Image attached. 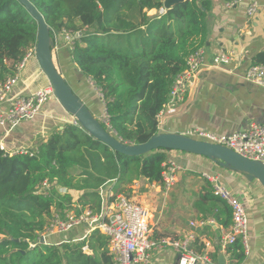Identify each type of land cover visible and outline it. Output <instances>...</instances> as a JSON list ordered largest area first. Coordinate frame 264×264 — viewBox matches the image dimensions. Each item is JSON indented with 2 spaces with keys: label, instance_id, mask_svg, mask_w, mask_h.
I'll use <instances>...</instances> for the list:
<instances>
[{
  "label": "trees",
  "instance_id": "1",
  "mask_svg": "<svg viewBox=\"0 0 264 264\" xmlns=\"http://www.w3.org/2000/svg\"><path fill=\"white\" fill-rule=\"evenodd\" d=\"M30 1L54 31L80 33L71 47L73 61L99 93L114 134L128 144L155 135L175 78L205 46L208 2L186 0L159 17L149 11L160 9L162 0ZM37 35L38 23L20 0H0V82L16 75ZM258 61L264 65V53ZM28 151L9 155L0 149V264H116L109 238L99 231L59 245L43 244L40 237L55 213H100L101 188L109 182L164 186L170 150L128 156L73 121ZM195 207L205 224L221 216L226 226L233 223L232 208L212 188L202 191ZM233 246L240 264L245 248L241 240Z\"/></svg>",
  "mask_w": 264,
  "mask_h": 264
},
{
  "label": "crops",
  "instance_id": "2",
  "mask_svg": "<svg viewBox=\"0 0 264 264\" xmlns=\"http://www.w3.org/2000/svg\"><path fill=\"white\" fill-rule=\"evenodd\" d=\"M163 1V0H162ZM210 7L208 14V33L204 46V61L200 71L193 79L185 98L178 104L173 114L165 112L160 116L164 132L187 134L200 129L215 134H230L246 130L254 124H264V87L248 82L244 73L252 64L259 62L264 53V19L262 13L250 18L248 7L252 1L264 4V0H242L228 8L226 0H204ZM156 9L150 10L149 14ZM59 49L54 54L62 73L75 92L86 102L98 117L105 111L100 95L91 82L80 72L71 55V46L59 35ZM227 53L230 62L221 67L213 66L216 54ZM50 82L42 71L37 59H32L21 73L14 94H30ZM170 113L167 117L166 114ZM73 122L57 100L52 98L43 106L40 115L23 121L4 141L9 151L20 148L33 150L47 129L50 134L62 129L66 123ZM160 126V125H159ZM5 131L0 126V138ZM49 134V135H50ZM169 161L178 166L177 182L167 191L164 186L148 181H135L132 184L118 185L109 182L101 188L106 194H130L135 199L138 192L149 198L147 206H160L156 217L151 214L154 236L183 238L193 231L197 240L191 245L190 254L207 256L218 262L222 253L229 264H238L234 246L226 249L221 244L230 226L224 223L225 216L202 225V215L195 207L202 191H213L215 183L229 188L246 205L249 220V250L240 264H260L264 261V187L258 180H250L247 175L222 167L207 157L179 150L168 152ZM210 177V178H209ZM206 187V188H205ZM129 195V196H130ZM110 197V198H111ZM144 197L141 202L144 204ZM146 205V204H145ZM146 207V206H145ZM196 223V227L191 226ZM77 231L67 237L77 236ZM65 237V236H64ZM58 236H53L55 240ZM179 254L171 247L155 251L148 264H180ZM198 264H204L198 262Z\"/></svg>",
  "mask_w": 264,
  "mask_h": 264
},
{
  "label": "built area",
  "instance_id": "3",
  "mask_svg": "<svg viewBox=\"0 0 264 264\" xmlns=\"http://www.w3.org/2000/svg\"><path fill=\"white\" fill-rule=\"evenodd\" d=\"M241 1L226 0L225 5L231 8ZM167 11L168 9L163 5L150 15L160 17L165 15ZM259 13H262L264 19V4L252 1L248 7V16L252 18ZM53 32L56 38L55 54L59 49V36L58 32L54 30ZM60 35L64 37L68 45L73 47L80 33L69 34L65 32ZM204 55V49H200L188 57L187 68L175 78L170 91L169 102L162 114L177 110L178 104L184 100L185 93L193 79L197 77L201 66L205 63ZM34 58L36 59V47L29 49L23 59L17 64V71L14 77L0 82V126L5 131L4 137L0 138V149L9 155L29 153L24 148L9 151L4 138L23 121L37 118L43 106L54 94L51 86L40 88L30 94L13 93L14 87L20 81L21 73ZM231 58L232 56L227 53L216 54L213 59V66L221 67L228 64ZM244 78L250 83L264 87V65L252 64L245 71ZM74 122L77 123L75 119ZM187 135L225 145L249 159L260 160L264 163V124H254L246 130L235 131L230 134H215L200 129H193ZM177 170L178 166L174 162L168 161L163 174L164 188L167 191L171 190L177 182ZM43 185L46 186L47 183ZM213 192L233 210V223L229 227L227 235L221 239L223 248L226 249L241 240L247 254L249 250V220L245 203L224 185L215 183ZM101 195L103 197V207L100 213L91 209H86L80 213L76 210H71L64 215L55 213L41 237L44 236L48 244L59 245L66 242L83 241L93 232L99 231L109 238L108 247L114 256L116 264H148L155 251L168 247L173 248L179 254L180 264H198L200 261L204 264H219L211 261L207 256L190 254L191 245L197 240L195 232L190 231L183 238L156 237L152 231L150 212L147 207L136 203L125 194L116 195V199L113 202H109V198L113 194L105 195L101 191ZM201 224L204 225L205 222L202 221ZM191 226L196 227V223L191 222ZM77 230H79L77 236H66ZM53 236H58V238L52 240ZM84 250L89 252L87 246L84 247Z\"/></svg>",
  "mask_w": 264,
  "mask_h": 264
},
{
  "label": "water",
  "instance_id": "4",
  "mask_svg": "<svg viewBox=\"0 0 264 264\" xmlns=\"http://www.w3.org/2000/svg\"><path fill=\"white\" fill-rule=\"evenodd\" d=\"M186 0H163V5L171 9L178 3ZM38 23L36 42V59L53 88V100H57L63 109L70 114L77 123L91 136L109 145L115 151L128 155H145L153 150H179L207 157L219 163L222 167L242 173L250 180H258L264 187V163L260 160L249 159L233 149L218 143L199 139L187 134L164 132L160 124L158 132L147 142L128 144L119 139L106 120L98 117L86 102L75 92L67 78L62 73L54 56L56 38L53 28L47 23L44 15L30 0H20ZM176 111L172 112L175 114ZM170 113L166 114L167 117ZM45 244V237L40 238ZM180 257L178 258V263ZM219 264H226L227 260L219 253ZM260 264H264V261Z\"/></svg>",
  "mask_w": 264,
  "mask_h": 264
},
{
  "label": "rangeland",
  "instance_id": "5",
  "mask_svg": "<svg viewBox=\"0 0 264 264\" xmlns=\"http://www.w3.org/2000/svg\"><path fill=\"white\" fill-rule=\"evenodd\" d=\"M58 34V36L60 35V33H57ZM72 84V83H71ZM92 84V83H91ZM105 114V112H103L102 113V115H101V118L102 119H104V120H106V116L104 115ZM74 119V118H73ZM72 122V121H71ZM52 131V129H47V130H45L44 131V133H41L40 134V137H45V138H47L48 136H49V134H50V132ZM25 149V148H24ZM125 195H127L131 200H133V201H135L136 203H138V204H142L143 206H146V207H148L149 208V210H154V212H155V214H156V217L158 216V214H159V210H160V206H157V207H152V206H147V204H149V198L148 197H146L145 195L146 194H143V193H140V192H138L137 194H135V199L130 195V194H125ZM130 195V196H129ZM144 197V204L141 202V199ZM146 204V205H145ZM151 215V214H150Z\"/></svg>",
  "mask_w": 264,
  "mask_h": 264
},
{
  "label": "bare ground",
  "instance_id": "6",
  "mask_svg": "<svg viewBox=\"0 0 264 264\" xmlns=\"http://www.w3.org/2000/svg\"><path fill=\"white\" fill-rule=\"evenodd\" d=\"M149 216L151 217L150 213H149Z\"/></svg>",
  "mask_w": 264,
  "mask_h": 264
}]
</instances>
